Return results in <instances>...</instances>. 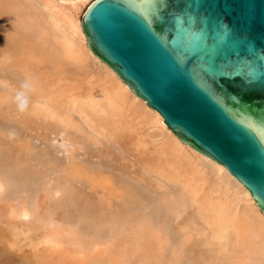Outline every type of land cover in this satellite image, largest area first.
I'll list each match as a JSON object with an SVG mask.
<instances>
[{"label":"bare ground","instance_id":"bare-ground-1","mask_svg":"<svg viewBox=\"0 0 264 264\" xmlns=\"http://www.w3.org/2000/svg\"><path fill=\"white\" fill-rule=\"evenodd\" d=\"M92 1L0 0V49L6 39L20 42V47L8 46L6 52L5 46L0 53V191L5 177L11 179L16 195L40 175L46 179L35 188L32 204L25 207L20 200L17 207L10 206L9 218L18 223L28 218L45 224L53 221L50 209L43 207L44 216L39 212L49 195L60 194L64 188L68 212H76L88 224L97 222L107 232L110 224H116L112 233L118 231L113 235L119 244H110L108 251V245L100 244L110 253V264L130 257H142L141 264H264V213L249 191L222 164L173 134L162 116L88 46L80 16ZM39 59L44 62L42 68L34 62ZM67 71L75 79L77 75L79 81L74 82L80 87L70 90L60 84L64 76L67 81ZM25 83L31 84L30 90L24 89ZM21 92L28 101L23 110L17 100ZM135 127L148 129L142 134ZM127 132L132 136L134 132L133 138ZM52 138L62 139L63 160L55 154L54 145L47 144ZM39 141L45 142L44 148L37 146ZM141 143L143 149L149 145L151 150L137 155L140 148L134 149V144ZM134 150L136 155L131 154ZM4 210L0 209V264L89 263L83 260L86 257L71 263L75 259L70 255L69 260L65 251L68 256H57L58 248L51 250L55 240L48 241L54 242L51 248L44 243L43 250V243L39 248L40 243L34 246L30 241L28 260L19 261L22 255L18 258L10 250L16 252L18 234L30 230L11 218L4 221ZM6 227L17 231L12 242L6 240ZM248 241L247 251L239 253L247 252L248 258L237 257L236 246ZM97 248L92 245L94 253Z\"/></svg>","mask_w":264,"mask_h":264},{"label":"water","instance_id":"water-1","mask_svg":"<svg viewBox=\"0 0 264 264\" xmlns=\"http://www.w3.org/2000/svg\"><path fill=\"white\" fill-rule=\"evenodd\" d=\"M94 54L264 213V0H93Z\"/></svg>","mask_w":264,"mask_h":264},{"label":"rangeland","instance_id":"rangeland-1","mask_svg":"<svg viewBox=\"0 0 264 264\" xmlns=\"http://www.w3.org/2000/svg\"><path fill=\"white\" fill-rule=\"evenodd\" d=\"M81 17H82V15L80 16V19H81ZM3 31V30H2ZM4 33H5V31H3ZM9 38V37H8ZM13 39V37L12 38H9V40H5V42H4V44H5V46H7L6 48H5V51L6 52H8L9 51V47H15V45H17L16 47H20L19 45H20V42L18 41V40H14V42L15 43H13V41H10V40H12ZM1 43H3V42H1ZM11 43L13 44V45H11ZM28 45V44H27ZM26 45V46H27ZM5 46H3V47H5ZM9 46V47H8ZM25 46V47H26ZM3 47H1V49H0V53L2 54V51L1 50H4V48ZM28 47V46H27ZM4 52V51H3ZM8 53H6V55H7ZM0 58H1V55H0ZM40 60V59H39ZM34 61L36 64H38V62H40L41 63V61H42V59L40 60V61ZM0 64H2V61H3V59L1 58L0 59ZM42 63H44L43 61H42ZM42 63H41V65H40V67L42 68L43 66H42ZM1 66V65H0ZM40 69V68H39ZM71 72H73L74 74H75V72H74V70L71 68V70H70ZM67 73H68V76H67V81L65 82V78L64 77H62V78H60L61 80H63L64 82H60V84L61 85H64V84H67V88H74V86L76 85L75 84V82L78 80L79 81V78L77 77V75H76V79H75V75L73 74V73H70V72H68L67 71ZM69 74H71V76L69 75ZM74 75V76H73ZM68 77H70V78H68ZM74 77V78H73ZM64 78V79H63ZM82 78V77H81ZM69 79H71V80H73V81H71V80H69ZM74 80H75V82H74ZM80 80H83V81H85V78H83V79H80ZM71 82V83H70ZM74 82V83H73ZM63 83V84H62ZM69 83V84H68ZM76 83H78V82H76ZM61 85H59L60 87H63V86H61ZM72 87H71V86ZM77 87L79 86L80 87V85L78 84V85H76ZM64 87H66L65 85H64ZM77 87H75V88H77ZM72 89H70V90H72ZM0 97H1V93H0ZM134 125V124H133ZM134 126H136V125H134ZM138 127V126H137ZM137 127H135V128H137ZM143 127V126H142ZM140 128V132L142 133V134H144V132L145 131H147V129H148V127L146 128V130H144L145 128H143V131H141L142 129H141V127H139ZM139 128H137L136 130L139 132ZM131 132V131H130ZM39 133H41V132H39ZM156 133H158L159 134V132H156ZM131 133H129L128 134V132H127V137L129 136H131L132 138H133V136H134V132H133V136H132V134L130 135ZM127 137H126V139H127ZM148 137H146V139H147ZM53 139V141L51 142V143H47V144H50V146H52V144L54 145V146H52L53 147V149H55V150H57L56 151V155L57 156H59L60 157V159H62L63 160V158L66 156V154L64 155V153L63 152H65V147H61L60 145H62L61 143H62V139L61 138H58V139H56V140H54V138H52ZM43 140V139H42ZM148 140H149V138H148ZM47 142V141H46ZM53 142H55V143H53ZM41 143V144H40ZM44 143L45 142H38L37 143V146L38 147H40V148H44ZM42 145V146H41ZM138 145V144H137ZM134 146H135V148H134ZM134 146H131V148L133 147L134 149H139L140 148V150L137 152L136 151V153H137V155H138V153L140 154V153H144L143 151H147L148 152V150L150 149L151 150V148H148V147H150L149 145H147L146 147V149H143V147L145 148V144H140V145H138L137 147H136V144H134ZM143 146V147H142ZM139 147V148H138ZM152 147V146H151ZM1 149H2V147H0ZM133 148H132V150H133ZM60 150V151H59ZM143 150V151H142ZM146 152V153H147ZM136 153H135V150H134V152L132 151L131 152V154H135L136 155ZM1 157V156H0ZM58 157V158H59ZM1 162V161H0ZM22 167V166H21ZM39 172H43V170L42 169H40L39 168ZM40 175V174H39ZM55 179V177H52V179ZM5 179L7 180H5L4 182H3V189H5V191L2 189V191H0V209L1 210H4L3 208H5L7 211H3V214L5 215V217H6V219H4V221H8V219H9V221L8 222H11L10 220L12 219L13 220V222L14 223H16V224H18L19 226H23V229H25V227L27 226V229L29 228V230L30 231H32V232H30L29 231V233L28 232H26L25 234L27 235H24V233L22 234V235H19L18 233V241H19V246H18V248H17V250H16V252H14V251H12V249L10 250L11 252H13V254H14V256L16 255V257H21V255H22V257H24L23 259H22V257L21 258H19V261H23V260H28V254H30L29 252H30V250H31V246H29L30 244H35L34 246H37L39 243V248L40 247H43V244L44 243H47V245L46 244H44V246L46 245L47 247L49 246V248H51L52 247V244L54 243V242H50V243H52V244H48V241H54L55 240V242L57 243H54L56 246H54V244H53V248H51V250H53L54 252H56V251H58L56 254H57V256L58 255H60V256H64V255H66L67 253L69 254V257H67L69 260H71L73 257H74V259L75 260H71V263H74L75 261H76V263H78L79 262V260L81 261L82 260V258H84V257H86L85 259H83V260H88L89 261V263L88 264H91L90 262L92 261V264H110L109 262H108V258H109V256H110V253H108L107 251L108 250H110L109 248H112V247H109V245L111 244V246L112 245H115V244H119L117 241H116V239H114V238H116L113 234H115V235H117V233H118V231H117V233H112L113 231H114V228H116L117 226H115L116 224H113V225H111L110 224V226H111V228H112V226H114L113 227V230L111 231V228H109L108 227V232H107V229H106V227L105 228H102L101 226H98V224H97V226L94 224V223H97V222H90L89 224H88V222L87 221H84V220H82L81 218H80V215H78L76 212H74V211H70L69 210V212L67 211L68 210V208L67 207H65V206H67V205H65V203L67 202V200L65 199V198H67V191L64 189V191H66V193L64 192L63 193V189H62V193H60L59 194V192H61V191H58L57 193H55L54 195H52V196H48V198L46 199L47 200V202H46V204H44V206H42L41 207V209H40V212H39V214L41 215V213H43V216L45 215V214H47V212L48 211H52L53 212V217L54 218H52L53 219V221L51 220L49 223L47 222L46 224H45V222L44 223H42V222H34V220L32 219V218H28V219H25V221H23V219H22V221H21V219H20V224L18 223V220H14L13 218H9V214H8V212H10V209H11V207H17L18 206V202H20V200H21V204L22 203H25L24 205H25V207H28L30 204H32V200H33V197H34V193H35V188H38L37 186H43L44 185V183H45V180L46 179H43L42 177H41V175L38 177V179H36L35 178V180H32V181H30V182H28L26 185H24V186H22L20 189H19V191H21L18 195H16L15 193H14V188H13V184H12V182H11V179L10 178H8L7 179V177H5ZM54 179L53 180H51L52 182H51V184L52 185H54L55 187H56V185L58 184V183H56V182H54ZM6 182V183H5ZM10 183V184H9ZM38 183V184H37ZM41 183V184H40ZM54 183V184H53ZM9 184V185H8ZM11 185V186H10ZM29 187H28V186ZM32 186V187H31ZM206 187H208V186H206ZM8 189H10V190H8ZM22 189H24V190H22ZM7 190V191H6ZM13 190V191H12ZM27 190V191H26ZM35 190V191H34ZM61 190V189H60ZM7 192V193H6ZM9 192H12V193H9ZM6 193V194H5ZM23 193V194H22ZM26 193V194H25ZM13 194V195H12ZM30 194H31V196H30ZM63 194V195H62ZM20 196V197H19ZM27 197H29V198H27ZM53 197V198H52ZM56 197V198H55ZM9 198V199H8ZM16 199H18L17 201H15ZM32 199V200H31ZM63 199H65L66 201H64ZM7 200V201H6ZM13 200V201H12ZM24 200V201H23ZM26 200V201H25ZM49 200V201H48ZM56 200V201H55ZM23 201V202H22ZM61 201L62 202H64V206H60V207H58L59 205H61ZM5 202H6V204H5ZM8 202V203H7ZM13 202V203H12ZM9 204H11V205H9ZM16 204V205H15ZM26 204H27V206H26ZM59 204V205H58ZM63 204V203H62ZM53 205V206H52ZM11 206V207H10ZM10 207V208H9ZM43 207H44V209H48L47 210V212H46V210H44L43 209ZM65 207V208H64ZM50 209V210H49ZM70 209V208H69ZM72 210V209H71ZM43 211V212H42ZM61 211H62V213H61ZM67 211V212H66ZM5 212V213H4ZM45 212V213H44ZM55 213V214H54ZM60 213V214H59ZM72 213V214H71ZM57 215V216H56ZM76 215V216H75ZM67 218H66V217ZM74 218H76V219H74ZM57 219V220H56ZM80 219V220H79ZM27 220H28V222H27ZM67 220H69V221H67ZM83 222H82V221ZM76 221H79V222H77L76 223ZM22 222V223H21ZM32 222V223H31ZM73 222V223H72ZM35 223H37V224H35ZM77 225V224H79L78 225V228H73V230H72V227L74 226V227H77V226H75V224ZM83 223V224H82ZM22 224V225H21ZM34 224V225H33ZM54 224H56V225H54ZM85 224V225H84ZM87 224V225H86ZM44 225V226H43ZM47 225V226H46ZM83 225V226H82ZM92 225H94L93 227H92ZM33 226V227H32ZM36 226V227H35ZM43 227V228H42ZM84 227V228H83ZM88 227V228H87ZM91 227V228H90ZM102 228V230H101V228ZM7 228V227H6ZM22 228V227H21ZM71 228V229H70ZM96 228V229H95ZM97 228H98V230H97ZM26 229V230H27ZM87 229V230H86ZM89 229V230H88ZM91 229V230H90ZM94 229V230H93ZM117 229H119V227L117 228ZM116 229V230H117ZM12 230V229H11ZM10 229H8L7 228V235H6V240H7V242H12V237H13V235L15 236V234L14 233H16L17 231H16V229H15V231L14 230H12L11 231ZM26 230H24V232L26 231ZM35 230V231H34ZM76 230V231H75ZM81 232H80V231ZM101 231V233H100V231ZM89 232V233H87V232ZM110 231H111V233H110ZM14 232V233H13ZM76 232H77V234H76ZM85 232V233H84ZM91 232V233H90ZM96 233V235H95V233ZM105 232H106V234H105ZM12 233H13V235H12ZM74 233V234H73ZM79 233V234H78ZM85 234V236L83 235V234ZM88 235H87V234ZM100 233V234H99ZM82 234V235H81ZM91 234L94 236V237H92L91 236ZM73 235H75L76 236V238L73 236ZM98 235V236H97ZM101 235H102V237L104 238H102L101 237ZM114 237H113V236ZM73 236V237H72ZM79 236V237H78ZM110 236V237H109ZM71 237H72V239H71ZM85 237V238H84ZM91 237V238H90ZM101 237V238H100ZM16 238V237H15ZM27 238V239H26ZM31 239V240H29L28 241V239ZM84 240H83V239ZM95 238V239H94ZM113 238V239H112ZM13 239H14V237H13ZM77 239H79L78 241H77ZM91 239V240H90ZM98 239V240H97ZM43 240V241H42ZM46 240V241H45ZM100 240H102V241H100ZM104 240V241H103ZM111 240H113V243H112V241ZM30 241H32V243L30 242ZM96 241V242H95ZM108 241L110 242V243H108ZM117 243H116V242ZM30 242V243H29ZM38 242V243H37ZM83 242H86V244L85 243H83ZM102 242V243H101ZM114 242H115V244H114ZM43 243V244H42ZM61 243L63 244V245H61ZM79 243L81 244V243H83L84 245H79ZM249 243V241L248 242H246V243H243V245L241 244L240 245V247L239 246H236V248H237V251H239L238 252V254H237V257L239 256V257H241V258H248V254H247V252H245V253H242V254H244V256L242 255V254H239V253H241V252H244V251H247V250H245L244 248H247L246 246H247V244ZM37 244V245H36ZM72 244V245H71ZM100 244H102L103 246H106V245H108V247H107V249H106V247H105V250H107V251H105L104 250V247L102 246V245H100ZM7 245H9L10 246V243H7ZM42 245V246H41ZM92 245H93V249L95 248V246L97 247L98 246V250L99 251H97V250H95V253H94V251L92 250ZM102 247H100V246ZM238 245V244H237ZM46 246L45 247H43V248H41L42 250L44 249V248H46ZM65 246V247H64ZM59 247H60V249H59ZM67 247V248H66ZM79 247V248H78ZM100 247V248H99ZM29 248V249H28ZM36 248H38V247H36ZM37 249L36 251H41V249ZM57 248H58V250H57ZM70 248V249H69ZM89 248V249H88ZM54 249H56V251L54 250ZM86 251H85V250ZM90 249H91V251H90ZM102 249V251H100ZM240 249H242V250H240ZM23 250V251H22ZM27 250L29 251V252H27ZM78 250V251H77ZM9 251V253L11 254V252ZM60 251H63V253L62 252H60ZM67 252V253H65V252ZM82 251V252H81ZM91 253V255H87L89 252ZM27 254H26V253ZM70 252V253H69ZM79 252V253H78ZM86 252V253H85ZM98 252V254L97 255H99V256H97L96 257V253ZM102 252V253H101ZM104 252H106V254H104ZM20 253V254H19ZM21 253H23V254H25L24 256H23V254H21ZM63 255H62V254ZM94 253V254H93ZM68 254L66 255V256H68ZM77 254V255H76ZM102 254V255H101ZM18 255H20V256H18ZM70 255H72V257L70 256ZM76 255V256H75ZM81 255H85V256H81ZM92 255H95V256H92ZM105 255V256H104ZM9 256V255H8ZM79 256V257H78ZM92 256V257H91ZM104 256V257H103ZM11 257V256H10ZM70 257H71V259H70ZM102 257V258H101ZM108 257V258H107ZM18 258H17V260H18ZM77 258V259H76ZM89 258V259H88ZM94 259V261H96V263H94V261H93V259ZM97 260H96V259ZM101 258V259H100ZM132 258V259H131ZM135 258V259H134ZM130 257V258H128V259H126V260H122L121 262V264H141L142 263V261L143 260H141L142 259V257ZM138 258H140V259H138ZM91 259V260H90ZM105 259V260H104ZM129 260V261H128ZM231 260V259H230ZM230 260H228L229 262H230ZM73 261V262H72ZM103 261H105V262H103ZM124 261H125V263H124ZM131 261V262H130ZM232 261V260H231ZM97 262H99V263H97ZM101 262V263H100ZM108 262V263H107ZM129 262V263H128ZM227 262V261H226ZM55 264H57V261H55ZM75 264V263H74ZM111 264H112V261H111Z\"/></svg>","mask_w":264,"mask_h":264},{"label":"clouds","instance_id":"clouds-1","mask_svg":"<svg viewBox=\"0 0 264 264\" xmlns=\"http://www.w3.org/2000/svg\"><path fill=\"white\" fill-rule=\"evenodd\" d=\"M23 87L26 90H30L31 89V84L30 83H25L23 85ZM24 97H25V93L24 92H21V93L17 94V100L20 101L21 110H23L27 106V103H28L27 99H25Z\"/></svg>","mask_w":264,"mask_h":264}]
</instances>
